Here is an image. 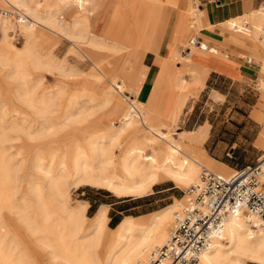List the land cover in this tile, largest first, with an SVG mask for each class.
Segmentation results:
<instances>
[{
	"label": "bare ground",
	"instance_id": "6f19581e",
	"mask_svg": "<svg viewBox=\"0 0 264 264\" xmlns=\"http://www.w3.org/2000/svg\"><path fill=\"white\" fill-rule=\"evenodd\" d=\"M2 1L8 4L7 0ZM10 1L25 8L28 13L24 12L35 22V26L28 27L14 25L5 17L0 18V43L8 51L6 55H0V63L10 66L13 75L21 81H24L25 60H29L35 69L40 67L38 58L32 54L37 35L41 36V33L37 34L36 27L59 37H67L71 43L84 39V30L79 25L84 24L86 28V19L84 23L76 19L71 26H66L49 9L39 14L37 3L31 6L25 0ZM71 1L78 11H84L82 5L91 0ZM58 2L63 9L68 7L67 0ZM225 27L229 28H225L228 33L232 30L243 35L239 37L230 33L247 46L264 50V6L228 21ZM14 29L24 38L22 47L17 51L13 50L11 38L7 36V32ZM199 47L207 48L204 43H199ZM55 69L59 71L62 67L56 66ZM96 71L98 74H91L98 85L94 92L86 88L70 95L66 104L70 123H88L93 113L89 112L87 104L94 103L91 108L108 110L106 118L109 126L95 127L92 137L86 138V142L70 147V155L67 154L69 150L64 153L58 148L32 155V170L41 177L31 178L27 192L21 196L23 203L33 204L32 216H27L26 210L15 211L17 178L10 174L9 158L5 159V152L0 153V264H148L152 252L168 241L174 213L181 205H171L158 214L141 219L125 217L111 230L108 228L106 207H101L88 218L85 215L86 203L70 204L69 179L73 178L74 187L103 188L118 198H142L163 179H168L177 187H194L199 183V169H217L203 153L196 151L207 138V124L195 132L182 133L178 138L162 133L160 128L167 126L164 121L155 120L137 100L127 104L121 98L125 88L116 87L113 81L107 79L102 67L96 68ZM184 72L197 77L195 81L198 85L205 75V72H192L188 66H184ZM104 79L107 84L103 83ZM259 81L264 83L262 79ZM40 84L41 80L33 83L25 97L28 107L44 119L45 130H49L52 127L46 115L55 98L41 94L35 101L28 99L36 95ZM81 98L86 99L84 105L78 102ZM260 102H264V93ZM176 117L177 112H172L171 122H175ZM113 118L117 121L113 122ZM139 126L151 134L141 144L133 141ZM128 136L129 146L122 145ZM256 145L263 151L261 159L264 157V129ZM154 150L163 152L156 155ZM218 169L225 176L233 174L225 166ZM13 213L18 216H13ZM11 221L15 226L10 225ZM245 260L264 264V228L255 219L230 215L224 221L222 234L199 255L197 264H243Z\"/></svg>",
	"mask_w": 264,
	"mask_h": 264
},
{
	"label": "rangeland",
	"instance_id": "374dc122",
	"mask_svg": "<svg viewBox=\"0 0 264 264\" xmlns=\"http://www.w3.org/2000/svg\"><path fill=\"white\" fill-rule=\"evenodd\" d=\"M25 1L30 2L31 6H34L33 3H37V5H39V8H37L39 14H44V11L49 9L52 14L54 13V17L66 26H71L76 19L82 23H84L83 21L85 19L88 21L86 23V28L84 24L79 25L84 30V39L74 43H71V40L67 37H59L49 31L36 27L37 34L41 33V36L37 35V41L32 47V54L38 58L40 67L35 69L32 67V63L29 60H25V67L23 68L24 81H21L13 75L14 72L10 66H4L0 63V153L5 152V159L9 158L7 161L8 167L11 169L10 174L17 178L18 190L14 204L18 208L16 207L15 211L22 212L26 210L27 216H32L31 207L33 204L23 203L21 199L22 194L27 192L28 181L31 178L41 177L40 174L32 170V155L35 152L42 154V152L44 153L53 148H58L64 153L69 150V152H67V154H69L71 146L83 144L86 142V138L92 137L91 135L95 127L104 128L109 126V121L106 118L108 116V110H99L95 107L91 108L94 106V103L87 104V107H90L89 112L93 113L88 123L80 125L70 123V112L66 105L70 99V95L86 88L94 92L98 86L91 77V74L98 73L86 56L91 52L95 53L94 57L96 60L104 64L108 70L111 71L112 76L116 75L118 77L115 81L119 84H122L123 80L121 72L125 56L122 57V54L117 53L119 49L117 52H112L102 49L100 47L101 45L93 47V44L90 43L91 39H95L91 36L93 34L91 27L92 16L89 17L92 12V0L90 3H84L82 5L84 11H78L76 7L73 6L71 0H67L68 7L64 9L60 6L58 0ZM7 3L8 4L0 0V9L11 12L12 9L16 7L15 9L26 11L25 8L16 6L14 2L10 0H7ZM193 10L197 12L195 7H193ZM79 14L83 16L80 17ZM60 17H62V19H60ZM191 18L192 21L190 22V26H195V28H197L198 19L195 18L193 14ZM7 19L11 21L10 18L7 17ZM11 23L14 24L12 21ZM247 27H249V25H247ZM226 28L229 29L228 27ZM197 29L200 30L201 26ZM198 30H196V32ZM10 31L11 30L7 32L9 38H11ZM229 33L239 37L243 36L240 33H234L232 30H229ZM1 38L2 34L0 32V40ZM48 39H50V41H48ZM11 41L13 50H19L24 42L23 34L20 33L19 42H14L12 38ZM97 41L103 43L102 46L104 44L109 45V43ZM243 44L247 48L249 47L245 43ZM2 46L3 45L0 43V55L4 56L8 51ZM182 47L184 48L185 44H183ZM253 49L261 51L257 48ZM263 57L264 50L261 51L260 59L256 60L252 56L246 55L243 57L241 63L243 65L244 60L250 58L255 64L260 65L261 75L259 76L262 81H264V70L262 66ZM50 66L55 67L52 68ZM56 66L62 67L63 70H56ZM254 72V76L251 77L250 80H242L235 85L234 89L230 90V94L222 106L206 101L207 98L205 94H202L200 97L198 95L191 97L192 99H190L185 106L184 114L180 116L178 123L177 121L171 122L170 125L167 123L168 125L160 128V131L167 135H172L174 138H178L177 133H180L184 128L188 118L189 123L186 124V127L195 124V122L207 119L213 126L211 135L209 140L196 150L197 152L203 153L207 158L210 157L214 159L212 162L216 166H218L219 163L228 165L230 168L229 170H232L231 173H233L234 169L254 163L256 159L262 155V149L255 144V141L259 132L264 129V102H260L264 92H257L253 88L252 84L258 76V69L255 68ZM106 78L109 79L107 74ZM37 80H41L37 93L36 95L29 96L28 99L35 101L41 94L55 98L53 107H51L50 112L46 115L49 125L52 127L49 130H45L44 119L37 115L35 110L28 107L25 97L27 89L30 88L33 83L37 82ZM102 81L107 84L105 79ZM115 81H113L114 85H116ZM262 85H264V83ZM224 87L225 85L222 86V88ZM59 90L62 91L61 94L57 93ZM123 94L126 97H130L127 90H124ZM85 100L86 99L81 98L78 102L84 105ZM213 100L222 103L224 98ZM194 103H196L195 110L192 112V116L189 117V110ZM251 112L252 114L250 115ZM64 120H67V122L63 123ZM112 121L116 122L117 120L113 118ZM135 134L133 141L137 144L143 143L145 137L151 136L148 130L143 126H139ZM122 145L129 146V136L122 141ZM162 152L163 150H154L156 155H160ZM116 153L118 154V151ZM201 170L202 169H199V174ZM214 172L219 171L214 170ZM72 182L73 178H70L69 202L71 205L77 202H83L82 200L84 198L89 197L88 189H101L106 191L103 188L85 185L74 187ZM167 188L172 189L160 192ZM190 188L191 186L177 187L168 179H163L152 187V191L149 194L142 198H118L108 191L106 192L121 201H126L123 204L125 206V211L122 213V216L138 217L152 212H154L153 214H158L171 205L176 207V205L180 204L183 206L187 200L185 192ZM113 209L117 210V208ZM14 213L13 216L17 217V213ZM113 213L114 212L110 210L107 217L112 216ZM94 214L93 210L85 212L88 218H91ZM112 224L114 223L112 222ZM10 225L15 226L13 221L10 222ZM110 225L108 221L109 229H111ZM30 242L33 241L31 240ZM243 264L254 263L245 260Z\"/></svg>",
	"mask_w": 264,
	"mask_h": 264
},
{
	"label": "crops",
	"instance_id": "0c3cea01",
	"mask_svg": "<svg viewBox=\"0 0 264 264\" xmlns=\"http://www.w3.org/2000/svg\"><path fill=\"white\" fill-rule=\"evenodd\" d=\"M262 4L264 0H92L89 17L92 16L91 36L95 39H91L90 43L112 52L119 49L117 53L125 56L122 84L116 82L118 77L112 76L111 71L96 60L95 53H89L86 58L95 69L102 67L109 79L115 81L116 87L123 86L128 91L130 97L124 94L121 97L127 104L137 100L155 120L169 125L172 112L176 111L175 122L178 123L191 97L205 94L206 101L222 106L237 83L254 76L255 68L246 64L247 59L242 65V59L249 55L258 60L261 51L247 48L225 30V24L257 11L264 6ZM192 14L198 19L197 28L201 26L200 30L190 26ZM96 39L110 46H102L103 43ZM191 40L204 43L207 48L191 47ZM187 48L190 49L189 54L186 53ZM184 66L192 72H205L200 85L196 84L197 77L184 72ZM212 98H224V101L220 103ZM195 104L189 110V117L195 110ZM188 123L189 118L177 135L195 132L207 124L209 129L204 143L209 140L213 126L207 119L186 127ZM208 159L214 161L210 157ZM222 166L230 169L228 165L219 163L215 170ZM88 192L89 197L82 200L87 204L86 211L93 210L94 214L101 207H106L107 215L110 210L114 212L108 217L110 223L125 217L141 219L154 213L138 217L122 216L126 201L101 189H88Z\"/></svg>",
	"mask_w": 264,
	"mask_h": 264
},
{
	"label": "built area",
	"instance_id": "2783aa9c",
	"mask_svg": "<svg viewBox=\"0 0 264 264\" xmlns=\"http://www.w3.org/2000/svg\"><path fill=\"white\" fill-rule=\"evenodd\" d=\"M1 17L10 18L14 25L35 26L33 19L15 8L11 12L0 9ZM9 33L14 42H19L18 30ZM189 44L199 46L196 40ZM186 53H190L189 48ZM246 64L258 69L253 88L264 91L258 80L261 66L252 59H247ZM185 195L188 201L174 213L168 241L152 252L148 264H197L199 255L222 234L224 221L230 215L255 219L264 228V157L234 169L230 176L202 169L198 185Z\"/></svg>",
	"mask_w": 264,
	"mask_h": 264
},
{
	"label": "trees",
	"instance_id": "16d2710c",
	"mask_svg": "<svg viewBox=\"0 0 264 264\" xmlns=\"http://www.w3.org/2000/svg\"><path fill=\"white\" fill-rule=\"evenodd\" d=\"M241 168V167H240ZM124 211H125V209H124ZM123 211V212H124ZM120 221H117L116 223H114V224H112V222L110 223L111 225H110V228H113V227H115L118 223H119Z\"/></svg>",
	"mask_w": 264,
	"mask_h": 264
}]
</instances>
